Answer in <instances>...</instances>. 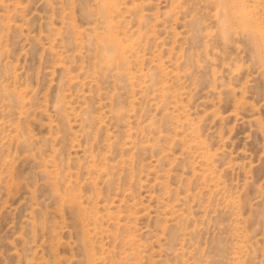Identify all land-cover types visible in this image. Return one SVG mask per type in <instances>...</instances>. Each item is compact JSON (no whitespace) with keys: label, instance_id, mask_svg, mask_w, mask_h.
Masks as SVG:
<instances>
[{"label":"rangeland","instance_id":"374dc122","mask_svg":"<svg viewBox=\"0 0 264 264\" xmlns=\"http://www.w3.org/2000/svg\"><path fill=\"white\" fill-rule=\"evenodd\" d=\"M0 264H264V0H0Z\"/></svg>","mask_w":264,"mask_h":264},{"label":"bare ground","instance_id":"6f19581e","mask_svg":"<svg viewBox=\"0 0 264 264\" xmlns=\"http://www.w3.org/2000/svg\"><path fill=\"white\" fill-rule=\"evenodd\" d=\"M111 49V48H110ZM113 56V55H112ZM113 58V57H112ZM109 62V61H108Z\"/></svg>","mask_w":264,"mask_h":264}]
</instances>
